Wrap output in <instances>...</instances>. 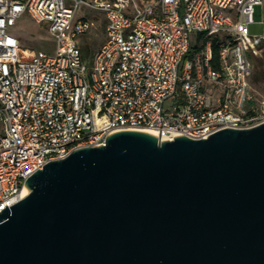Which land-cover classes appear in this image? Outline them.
Instances as JSON below:
<instances>
[{
	"label": "built area",
	"instance_id": "built-area-1",
	"mask_svg": "<svg viewBox=\"0 0 264 264\" xmlns=\"http://www.w3.org/2000/svg\"><path fill=\"white\" fill-rule=\"evenodd\" d=\"M255 5L264 24V0H0V212L38 169L114 132L205 139L264 123L250 83L251 56L264 51V32H250ZM81 6L104 13L106 38L90 60L78 36L95 19L78 16ZM25 13L47 25L53 54L10 33Z\"/></svg>",
	"mask_w": 264,
	"mask_h": 264
},
{
	"label": "water",
	"instance_id": "water-1",
	"mask_svg": "<svg viewBox=\"0 0 264 264\" xmlns=\"http://www.w3.org/2000/svg\"><path fill=\"white\" fill-rule=\"evenodd\" d=\"M0 212V264H264V123L73 150Z\"/></svg>",
	"mask_w": 264,
	"mask_h": 264
},
{
	"label": "rangeland",
	"instance_id": "rangeland-1",
	"mask_svg": "<svg viewBox=\"0 0 264 264\" xmlns=\"http://www.w3.org/2000/svg\"><path fill=\"white\" fill-rule=\"evenodd\" d=\"M145 1L147 0H138V4L142 5ZM77 14L78 16L95 19L98 22V24H94L88 33L78 36L79 43L82 47L86 48L84 52L87 59L90 60L93 55L91 51L98 48L106 38L104 13L96 9L81 6ZM253 19L254 22L250 25V32L252 34L263 33L264 24L262 23L263 11L261 5H255ZM10 33L20 37L23 47L44 50L50 54L55 52L56 42L48 32L47 25L34 21L26 13L18 21L17 25L10 29ZM191 41L192 46L196 45L197 33L192 34ZM251 61L253 64V71L250 77L251 88L255 94V98L261 101V97L264 95V86L261 85V79L264 78V54L261 56H251ZM173 102V100L167 101L166 106L169 107Z\"/></svg>",
	"mask_w": 264,
	"mask_h": 264
},
{
	"label": "trees",
	"instance_id": "trees-1",
	"mask_svg": "<svg viewBox=\"0 0 264 264\" xmlns=\"http://www.w3.org/2000/svg\"><path fill=\"white\" fill-rule=\"evenodd\" d=\"M222 38L217 36L212 41V52H213V65L218 67V53Z\"/></svg>",
	"mask_w": 264,
	"mask_h": 264
},
{
	"label": "crops",
	"instance_id": "crops-1",
	"mask_svg": "<svg viewBox=\"0 0 264 264\" xmlns=\"http://www.w3.org/2000/svg\"><path fill=\"white\" fill-rule=\"evenodd\" d=\"M21 18H22V17H21ZM21 18H19V20H20ZM19 20H18V21H19ZM104 22H105V20H104ZM95 24H98L97 20H95ZM104 25H105V24H104ZM19 38H20V37H19ZM79 45H80V43H79ZM100 46H101V45H100ZM100 46H99V47H100ZM80 47H81V49H82V52H83V56H84V58L87 59V57H86V53L84 52L86 48H85V47H82L81 45H80ZM99 47H98V48H99ZM26 48H27V47H26ZM98 48H96L95 50H97ZM95 50L91 51L92 54L94 53ZM263 54H264V51H263L262 55H263ZM261 85L264 86V78L261 79ZM263 97H264V95H263L261 98H263Z\"/></svg>",
	"mask_w": 264,
	"mask_h": 264
},
{
	"label": "bare ground",
	"instance_id": "bare-ground-1",
	"mask_svg": "<svg viewBox=\"0 0 264 264\" xmlns=\"http://www.w3.org/2000/svg\"><path fill=\"white\" fill-rule=\"evenodd\" d=\"M142 130L145 131V132H149V133H151V134H154V135L157 134L155 131H152V130H150V129H142ZM29 192H30V189L26 186V187L24 188V190H23L22 196H23V197L27 196Z\"/></svg>",
	"mask_w": 264,
	"mask_h": 264
}]
</instances>
